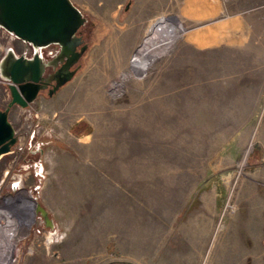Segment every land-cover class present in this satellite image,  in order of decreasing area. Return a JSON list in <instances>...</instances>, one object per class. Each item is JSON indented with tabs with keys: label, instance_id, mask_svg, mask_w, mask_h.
Listing matches in <instances>:
<instances>
[{
	"label": "rangeland",
	"instance_id": "obj_1",
	"mask_svg": "<svg viewBox=\"0 0 264 264\" xmlns=\"http://www.w3.org/2000/svg\"><path fill=\"white\" fill-rule=\"evenodd\" d=\"M71 1L87 17L79 69L52 96L10 110L0 264H264V27L244 47L200 51L187 41L199 23L184 0ZM163 17L177 35L135 68ZM9 101L0 77V108ZM23 196L33 216L10 201Z\"/></svg>",
	"mask_w": 264,
	"mask_h": 264
},
{
	"label": "water",
	"instance_id": "obj_2",
	"mask_svg": "<svg viewBox=\"0 0 264 264\" xmlns=\"http://www.w3.org/2000/svg\"><path fill=\"white\" fill-rule=\"evenodd\" d=\"M86 22L87 17L71 0H0V27L34 48L33 55L27 57L10 47L0 59V77L9 82L11 96L8 106L0 109V156L10 152L17 142L9 120L10 108L28 106L47 88L52 96L76 74L88 48L79 34ZM51 45L58 47L53 56L39 54V48ZM49 66L54 71L45 76ZM36 211L47 226L54 227L47 209L39 202Z\"/></svg>",
	"mask_w": 264,
	"mask_h": 264
},
{
	"label": "crops",
	"instance_id": "obj_3",
	"mask_svg": "<svg viewBox=\"0 0 264 264\" xmlns=\"http://www.w3.org/2000/svg\"><path fill=\"white\" fill-rule=\"evenodd\" d=\"M191 3H195L193 9L185 12V7ZM232 4L222 0H184L183 15L188 21L199 23L197 28L189 27V44L200 51L238 49L247 45L252 36L260 34L259 27H264L263 7L246 12L240 8L233 9ZM1 242L8 248L6 240Z\"/></svg>",
	"mask_w": 264,
	"mask_h": 264
},
{
	"label": "bare ground",
	"instance_id": "obj_4",
	"mask_svg": "<svg viewBox=\"0 0 264 264\" xmlns=\"http://www.w3.org/2000/svg\"><path fill=\"white\" fill-rule=\"evenodd\" d=\"M177 32L178 31L176 30V28L173 25H171V23L166 21L164 17L159 19L157 22H155L152 25L151 30L147 33V36L145 37V39L142 41V43L138 47L136 54H135V58L133 60V61H136V63L133 66L135 68L142 67L144 59H146L147 56L153 54V48L157 45L169 43L175 38V36L177 35ZM21 200L24 202V205L27 206L25 207L27 208L26 211L30 212L31 216H33L34 208H35L34 202H31L29 199H27L24 196L16 198V199L10 198L11 203H14V205H18V204L22 205V203L19 202ZM0 216H1L0 218H2V216L8 219L11 218L8 215V212L5 210L0 211ZM8 222L12 223L11 220H8ZM1 233L4 235L8 234L10 236L12 231L9 230V232H5V230L3 229Z\"/></svg>",
	"mask_w": 264,
	"mask_h": 264
},
{
	"label": "built area",
	"instance_id": "obj_5",
	"mask_svg": "<svg viewBox=\"0 0 264 264\" xmlns=\"http://www.w3.org/2000/svg\"><path fill=\"white\" fill-rule=\"evenodd\" d=\"M13 40H20V39H18L14 34H12V33H10V32H8L7 30H5L4 28H2V27H0V41H3V43H5V42H7V43H11V42H13ZM22 43H23V51H17L16 49H15V47L14 46H11V45H7L6 47H2L1 46V49H0V52H4L5 53V51L8 49V48H13L14 50H15V52L18 54V55H25V56H31L32 54H33V49L31 48V47H27V45H28V43H25L24 41H22V40H20ZM4 49V50H3ZM29 51L31 52V53H29ZM38 52H39V54H41V55H44V51H43V49L42 48H39L38 49ZM4 53H3V55H4ZM47 54H50V55H53L54 53H53V51L51 50V51H48L47 52ZM2 55V56H3ZM5 82V84L6 85H9V82H7V81H4Z\"/></svg>",
	"mask_w": 264,
	"mask_h": 264
},
{
	"label": "flooded vegetation",
	"instance_id": "obj_6",
	"mask_svg": "<svg viewBox=\"0 0 264 264\" xmlns=\"http://www.w3.org/2000/svg\"><path fill=\"white\" fill-rule=\"evenodd\" d=\"M81 36H82V32L80 31V33H79ZM83 37V36H82ZM85 41V40H84ZM27 47H31L32 49H33V53H34V48L32 47V45H30V44H28L27 45ZM48 47H50V46H48ZM48 47H45V48H42L43 49V51H44V55H42V56H44L45 57V52L47 51V48ZM33 55V54H32ZM31 55V56H32ZM54 55V54H53ZM53 55H50L49 57H51V56H53ZM30 56V57H31ZM27 57H29V56H27ZM47 58V57H46ZM60 66V64H58V66L56 67V68H58ZM54 71V69H53V67L52 66H49V67H47L46 68V71H45V76H47L49 73H51V72H53ZM51 85H49L48 87H50ZM7 87H8V85H7ZM8 90H9V88H8ZM46 91H48V88L47 89H45ZM10 92V91H9ZM10 100H11V96H10ZM10 102V101H9ZM9 102H8V104H9ZM8 104H7V106H8ZM6 106V107H7ZM5 107V108H6ZM12 108V107H11ZM11 108H10V110H11ZM0 109H4V108H0ZM9 114H10V111H9ZM37 213H39V215L40 216H42L41 214H40V212H37ZM42 218H43V216H42ZM45 223H46V221H45Z\"/></svg>",
	"mask_w": 264,
	"mask_h": 264
}]
</instances>
